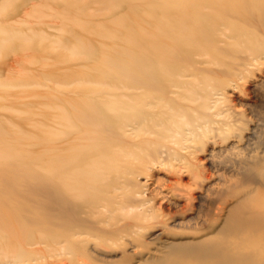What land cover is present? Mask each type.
<instances>
[{
  "label": "bare ground",
  "instance_id": "1",
  "mask_svg": "<svg viewBox=\"0 0 264 264\" xmlns=\"http://www.w3.org/2000/svg\"><path fill=\"white\" fill-rule=\"evenodd\" d=\"M125 23L121 55L92 53V78L46 97L43 172L31 168L29 147L2 155L11 158L0 184L4 236L23 222L20 215L38 221L26 215L35 201L44 208L49 254L60 264H90L85 257L107 251L98 245L136 248L146 243L144 230L159 229L158 238L179 227L215 229L225 208L214 218L220 193L264 184L260 118L239 92L227 103L232 87H264V60L256 63L264 53V0H143L130 5ZM3 135L7 150L21 138ZM209 142L207 157L198 156ZM231 163L238 164L232 174ZM228 176L241 180L220 187ZM217 231L225 235L184 245L176 256L264 264V203H238ZM22 251L6 252L0 264L49 258Z\"/></svg>",
  "mask_w": 264,
  "mask_h": 264
},
{
  "label": "rangeland",
  "instance_id": "2",
  "mask_svg": "<svg viewBox=\"0 0 264 264\" xmlns=\"http://www.w3.org/2000/svg\"><path fill=\"white\" fill-rule=\"evenodd\" d=\"M142 1L0 0V136L2 137L0 140H4L3 145H5L10 141L3 134L10 137V133H13L21 137L12 142L13 149L0 148V184L3 170L11 160L2 155L21 153L27 147L31 148L33 157L31 168L43 172L41 154L44 152L45 144L43 110L46 97L51 91L57 93L60 88L90 76V69L97 66L92 53L121 55L120 52L126 44L124 24L129 15L130 5ZM113 42V49H110ZM257 57L261 59L256 60V63L263 65L260 62L264 60V53ZM257 76L260 78L259 74ZM230 90L235 94H230L232 91L228 93L227 103L235 102L232 99L238 96V92L247 101H251L250 106L254 107V112L260 118L259 132L264 140V87L253 89L247 85L246 89L238 90V87H232ZM221 142L214 143L216 149H219ZM227 145L223 143L222 146L227 147ZM212 146L211 142L202 146L197 153L198 156L207 157ZM204 160L201 162H207V159ZM232 166L238 168V164L231 163L227 168L231 174L237 171ZM238 176L242 175L238 174ZM154 178L155 176L146 178L148 181L143 189L148 198L152 196L149 186ZM227 179L220 187H226L231 181L241 180L237 176H228ZM235 186L233 184L231 188H227V191L220 193L217 201L219 203L212 205L211 213L214 218L218 206H225L215 229L206 226L203 230L196 231L179 227L166 230L159 234L158 238L154 237V234H157L159 229L144 230L143 239L146 243L143 245H138L136 248H132L131 243L110 244L107 247L98 245V250L107 249L103 256L97 254L96 257H85V259L90 264H214V259L210 257L176 255L182 252L184 245L200 242L206 236L223 237L225 234L217 231V228L226 220L231 208L238 210V203L240 205L264 203V184L246 182L239 187ZM243 190L248 191V194L243 196ZM28 203L33 209L28 210L26 215H37L38 221L31 223L24 215H20L23 222L19 221L16 229L9 227L10 232L13 233L12 237L9 232L4 236V229L0 227V257H7L5 253L8 251L18 253L23 250L26 255L24 257H36V255L49 257L48 261L32 260L29 264L64 262L60 256L49 254L44 237L46 223L43 220V206L32 200ZM2 214L0 207V222H3ZM246 235L238 236V241H242L240 238ZM29 249L37 251L32 253ZM109 252H115V255Z\"/></svg>",
  "mask_w": 264,
  "mask_h": 264
}]
</instances>
